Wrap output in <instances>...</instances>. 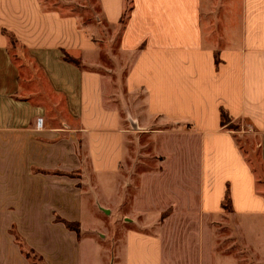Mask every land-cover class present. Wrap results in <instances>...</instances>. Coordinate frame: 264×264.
<instances>
[{"label": "crops", "instance_id": "1", "mask_svg": "<svg viewBox=\"0 0 264 264\" xmlns=\"http://www.w3.org/2000/svg\"><path fill=\"white\" fill-rule=\"evenodd\" d=\"M95 1L122 25L124 88L144 93L129 118L156 167L135 183L122 173L130 131L107 103L113 79L92 67L94 26L0 0V264H29L11 230L45 264H264V192L246 154L264 166V0H129L124 24L127 0ZM221 109L239 130L221 127ZM227 228L237 255L216 249Z\"/></svg>", "mask_w": 264, "mask_h": 264}, {"label": "rangeland", "instance_id": "2", "mask_svg": "<svg viewBox=\"0 0 264 264\" xmlns=\"http://www.w3.org/2000/svg\"><path fill=\"white\" fill-rule=\"evenodd\" d=\"M42 1L46 8H56L65 14H76L79 17L81 26H94V33L92 35L93 44L97 49L93 61L95 65L92 67H95V69L102 73H109L113 79L112 90L107 103L119 109L122 124L130 131L129 141L127 143V156L124 161V166L122 167V173L127 179L132 178L135 183L140 173L150 171L156 167L155 162H157V158L153 153L151 139L143 132L144 130L142 127L136 126V121L132 122L131 118H129L131 115L141 116L144 93L138 91L134 95H129L124 88V76L129 67L131 57L123 54L119 48V37L122 25L113 27L106 24L101 19L95 0H84L82 6L74 4L64 5L60 3L59 0ZM129 7L130 3L129 0H127V9L125 12H128ZM125 18L126 14L121 20V24H124ZM11 46L14 47L16 44L12 42ZM17 62L23 63L21 59L17 60ZM228 125L229 128L234 131H236V127H239L237 122H230ZM237 141L239 146L243 148V151L246 152L245 140L237 136ZM246 154L258 179H260L261 185L259 186V190L264 192V166L260 163L256 152H251L249 153L250 155H248V153ZM230 238L231 233L228 228L220 231L216 246L218 252L231 255L239 254L233 248V240ZM30 258L33 263L42 264V262L37 259V256L31 255ZM243 264H261V262L259 258H247Z\"/></svg>", "mask_w": 264, "mask_h": 264}, {"label": "trees", "instance_id": "3", "mask_svg": "<svg viewBox=\"0 0 264 264\" xmlns=\"http://www.w3.org/2000/svg\"><path fill=\"white\" fill-rule=\"evenodd\" d=\"M125 14H127V12H125ZM63 61H65L69 64H73L76 67H81L80 60L72 58L65 53L63 55ZM218 64H219V59H218V56L215 54V65H216V67L218 66ZM230 122H232V120L229 118L228 114L223 109H221L220 110V125H221V127H226L229 130H233V129L229 128L228 124ZM237 130H239V127H236V131ZM229 203H230L229 196L226 195L225 199H224V204H223V208L225 210L228 209L227 204L229 205ZM59 221L62 222L67 229L74 231L77 235L79 234V226L77 223H70V222H67L64 220H59ZM11 234L14 236L15 243L19 246L21 253L29 261V264H35L32 262V260L30 258L31 255L37 256V259L39 261H41L42 264H45L43 258L41 256H39L33 249L27 247L23 238L18 233H16L15 230H11Z\"/></svg>", "mask_w": 264, "mask_h": 264}, {"label": "built area", "instance_id": "4", "mask_svg": "<svg viewBox=\"0 0 264 264\" xmlns=\"http://www.w3.org/2000/svg\"><path fill=\"white\" fill-rule=\"evenodd\" d=\"M42 126H43V120H42L41 118H38V119L36 120V128H37V129H41Z\"/></svg>", "mask_w": 264, "mask_h": 264}]
</instances>
